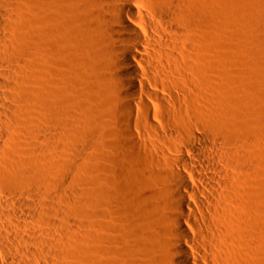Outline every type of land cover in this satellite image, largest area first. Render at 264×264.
<instances>
[{
	"label": "bare ground",
	"instance_id": "bare-ground-1",
	"mask_svg": "<svg viewBox=\"0 0 264 264\" xmlns=\"http://www.w3.org/2000/svg\"><path fill=\"white\" fill-rule=\"evenodd\" d=\"M218 3L0 0V264H264V70L223 85ZM239 20L264 68V0ZM208 98L224 101L220 153ZM109 121L122 164L175 130L190 144L135 176L92 154L77 190L76 142Z\"/></svg>",
	"mask_w": 264,
	"mask_h": 264
},
{
	"label": "rangeland",
	"instance_id": "rangeland-1",
	"mask_svg": "<svg viewBox=\"0 0 264 264\" xmlns=\"http://www.w3.org/2000/svg\"><path fill=\"white\" fill-rule=\"evenodd\" d=\"M244 4H245V0H219V3H218V10L220 14V24L222 27L220 30V48L223 53H228V54L230 53V56H231V59L228 60L227 63L224 64L221 81L224 86L226 85L225 86L226 88H229V87L231 88L234 86L233 91L235 90V85L233 83L234 74L236 76L241 77V79H244V78L247 79L246 77L248 76H261L264 70L262 60L259 59V61L261 62L260 63L254 55L251 56V53H249V51L245 47H240L237 44L238 38L240 36V26H239L240 13H241V9ZM222 102H219V103L223 104ZM205 103L208 106L205 113L211 118V123L212 125H214L216 129V132L213 135H210L211 138H213L216 141V145L214 148L211 147L208 151L209 153H211L212 151H216L220 153L222 150H221V147L219 146V138H220L219 134L223 128L221 126L224 125L223 123L224 120L222 121L223 117L221 118L222 112H217V111L219 109L222 110V105L220 104V106L219 105L217 106V104L219 103L216 100H213L210 98L206 99ZM110 115H111V111L107 110L106 116L108 117ZM203 115H204L203 112L198 113V116H200L201 118L204 117ZM205 124L207 125L206 122ZM187 129L190 132L198 134V135H200L203 131L207 130V128L205 130H202L199 126H197L194 123H189L187 126ZM114 130L115 128L113 127V124L110 121L107 122V128H106L105 133L101 134L102 135L101 138L98 139L101 145V150L97 149V146H99L97 145L99 144V142L97 141V138H94V139H96L98 143L96 144V141L93 142L97 146L95 147L94 146L95 144H92V140L94 139H91L90 132H89L90 134L88 133L90 136L85 132L84 134H86V137L90 138L91 140L89 139L87 140L85 137L86 141L85 139H82L83 140L82 141L80 140L81 139L80 138L79 140L81 144H79L80 142L79 140H77L76 142L77 146L81 148L79 149L80 153L77 154L78 156H76V158L78 159H75L77 160L75 161L76 166H77L76 168L79 169L82 166L84 167V165L85 166L88 165L86 166L85 170L83 167L81 168L84 174L82 172L75 171L77 174L76 176L74 175V177H77V180L74 182L76 184L73 183V187L75 188L78 187L76 186L78 183L79 187L76 188L77 190L87 191L90 189V181L92 178L91 173H90L91 166H92L91 162L93 160L92 154H95L98 156V158H100L102 169L110 171V172H115V171L121 172L122 167L125 166L130 172V174L132 176H135L134 171L136 170L137 167L144 166L146 163H148L147 160H148L149 155L153 156L152 157L153 165L151 166L153 171L164 173V170L166 171V169L169 168V165L166 159L159 153V151L157 152L156 147L165 151L164 153L170 157L172 156L182 157V154L178 152V148L183 145L190 144V142H188L187 139L185 138L184 131L175 130L172 138L170 140H167L165 143L156 141V140L154 141V143L148 140L139 141L141 145L140 154L136 155L134 160L126 161L124 164H122L120 162V158H119L120 154H119L118 149H115L113 147V144L111 143L112 142L111 134L112 132H114ZM95 150H96V153H94ZM196 154L202 157L201 152H197ZM183 156L192 160L195 155L189 152H184ZM90 157H92V159ZM78 163L79 165L81 164L80 165L81 167L77 165ZM153 167H155L156 170ZM80 173L83 175H81ZM81 189H84V190H81ZM114 199L115 201L117 200L116 196H114ZM123 200H125V198H123ZM128 213L134 214L133 207L128 208L127 215ZM128 216H127V219H128Z\"/></svg>",
	"mask_w": 264,
	"mask_h": 264
}]
</instances>
